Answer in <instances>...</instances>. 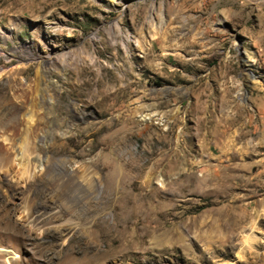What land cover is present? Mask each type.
Masks as SVG:
<instances>
[{
  "label": "rangeland",
  "instance_id": "obj_1",
  "mask_svg": "<svg viewBox=\"0 0 264 264\" xmlns=\"http://www.w3.org/2000/svg\"><path fill=\"white\" fill-rule=\"evenodd\" d=\"M0 103V264H264V0H0Z\"/></svg>",
  "mask_w": 264,
  "mask_h": 264
},
{
  "label": "bare ground",
  "instance_id": "obj_2",
  "mask_svg": "<svg viewBox=\"0 0 264 264\" xmlns=\"http://www.w3.org/2000/svg\"><path fill=\"white\" fill-rule=\"evenodd\" d=\"M26 58H27V60H29L30 64L32 62H35V57L32 54H30V53H26ZM52 59H53L52 53H49L48 56H46V57L39 58L38 61H39V66H40L41 70L44 71L45 69H48L51 65H53ZM6 108H7V105L5 103H0V111H4ZM27 114H28L27 122L29 124H27L26 128H29L30 124L33 121V115H32V112L31 111H28ZM107 125H108L109 128H111L113 126V123L110 122Z\"/></svg>",
  "mask_w": 264,
  "mask_h": 264
}]
</instances>
